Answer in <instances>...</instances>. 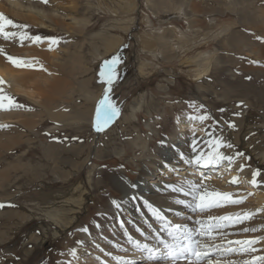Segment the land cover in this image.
<instances>
[{
	"label": "rangeland",
	"instance_id": "1",
	"mask_svg": "<svg viewBox=\"0 0 264 264\" xmlns=\"http://www.w3.org/2000/svg\"><path fill=\"white\" fill-rule=\"evenodd\" d=\"M77 1L86 24L63 19L69 29L52 23L47 30L15 19L27 36L57 39L43 50L59 55L58 63L46 60L41 70L54 71L67 86L61 81L55 94L43 87L49 95H41V104L4 92L21 105L12 109L24 123L0 125V172H8L0 177V264H76L70 250L107 215L100 204L119 195L106 185L108 174L136 178L178 114L207 116L205 127L221 131L246 156L245 164L260 171L258 181L264 179V0ZM184 2L197 12L179 14ZM116 55L109 96L119 115L93 141L97 131L87 114L95 102L88 96L106 90L99 74ZM209 58L212 69L196 82L195 69ZM168 73L174 83L167 82ZM163 83L167 91L159 90ZM136 102L142 106L137 111ZM58 110L72 117L53 118ZM74 116L81 119L68 121ZM148 120L158 121L157 131ZM237 127L241 133L257 129L252 136L261 148L251 153L250 145L232 139L230 129ZM144 141L149 147L142 150Z\"/></svg>",
	"mask_w": 264,
	"mask_h": 264
},
{
	"label": "bare ground",
	"instance_id": "2",
	"mask_svg": "<svg viewBox=\"0 0 264 264\" xmlns=\"http://www.w3.org/2000/svg\"><path fill=\"white\" fill-rule=\"evenodd\" d=\"M179 5H181L178 9L179 14L182 13L185 16H189L193 12H197L194 8V10H190L185 2ZM77 13V0H47V2L45 0L0 1V14L12 20L15 25L20 26L15 28L7 27L6 31L20 34H25L28 28L23 27L24 25L19 24L15 19L32 23L34 27L38 26L47 30L52 28V23L55 25H65L66 27L64 28L69 29L70 27L65 24L63 19H68L71 22H80V25L86 24V20L78 18ZM262 16L264 18V10ZM261 29L264 33V27H261ZM44 40L45 42H41V45H39L40 42H33L30 39H24L21 42L19 36L6 39L0 35V49H3L6 54H0V78L4 81V83L0 84V88H3L4 92H10L15 96L27 98L37 104H41L42 94L48 96L53 89L55 94V90L59 88L62 80L56 77L54 71L45 73L41 68L43 62L46 60L50 64H53V66H56L54 62L58 63L59 55L55 52H51L50 54L45 52L43 49L49 46L51 41L48 39ZM179 47H181L180 44L174 45L171 48L174 51ZM161 48L163 49L164 47ZM166 48L169 49L170 47ZM251 48H247V51L261 56V52L258 53L259 51L256 52ZM7 56L23 58L34 66L17 67L8 61ZM166 58L172 59V57L168 56ZM212 62L209 58L195 69L194 76L196 82L200 80L204 81L206 75H208L213 67ZM31 68L33 70L30 75L28 71ZM170 73L167 74L169 75L167 82L174 83V76ZM87 83L84 80L81 81L80 85L82 87L87 85ZM62 84L64 88L67 86L65 79L62 81ZM198 85V89H200L202 83H198ZM33 86L35 90L39 91L38 96L34 94L35 90ZM168 86L163 83L158 88L159 90L167 91ZM43 87L50 88L48 90V93H50L44 94L46 90L44 91ZM56 91H59V89ZM103 93L104 89H101L97 95L96 93H90L88 96L95 102L94 109L91 111L90 107H88L90 110L89 114H87V117L90 115L89 122L93 126L96 123V110ZM46 101L48 100L46 99ZM136 105L134 107L136 111L141 109V102H136ZM51 113L55 119L65 120L68 117H72L62 110ZM134 114L137 117V113ZM198 116V114L193 113L178 114L172 122L166 124L164 130L161 131L162 136L156 150L149 152L145 157L143 167L136 178H133L124 171L108 174L109 177H106V185L117 190L119 195L100 204V210L107 215L103 216L100 220V225L97 224L96 226L93 223L94 228L91 229L92 231L88 233L83 231L84 233L81 234V238H79L81 243H77L79 244L78 247L75 246L77 248V250L75 249L76 264H125V262L127 264H136L138 262V264H170V261L164 258L161 263L158 261L162 257L159 252L154 255L155 258L157 257L156 260H149L148 254L142 248H137L133 243L135 240L141 244H148L153 248L162 247L157 240L156 233L164 234L163 222L153 215L148 205L159 209L173 223L183 224L192 229V235L195 239L203 243L218 245V250L216 248L213 249L212 259L219 260L221 264H244L245 261L252 259L253 256H264V179H260L257 185L251 184L250 181L255 172L253 167L245 164L246 156L238 154L235 146L232 144V147H227L230 144L228 138L217 128L211 129L205 127L204 122L194 119ZM190 117L193 119H190ZM79 118L81 119V117L77 118V116H74L72 120L68 121L80 120ZM18 121H24L23 114H16L12 108L0 110V125ZM242 122L239 123L240 126L244 125ZM157 123L158 121L152 122V120H148L147 127H151L152 131L155 132L157 131ZM256 130L253 127H249L241 133V129H238V127L235 129L231 128V138L241 141L244 146L250 145V152L253 153L262 146L260 145L261 142L259 143V140L252 136ZM103 134V131H97L95 140L93 141H98L99 136ZM249 136L251 138L248 139ZM221 137L225 146L221 147L219 151L225 156L232 157L231 161L225 160L214 167L195 168L181 160V153L185 157H190L193 154L191 149L193 139L196 140L198 149L208 151L210 150L209 143L213 139ZM148 147L149 145L144 141L142 150ZM261 160L264 161V156ZM171 168H176L179 171L173 172L170 170ZM7 175V171L0 172V177L5 178ZM184 180H192L196 183L203 182L209 189L222 193H232L233 199L242 200L243 202L238 204L226 203L221 207L211 208L202 213L192 212L187 207L175 203L178 199H190V197H185L167 187V185L178 184ZM113 201H117L120 206L117 207ZM177 213L180 215H177ZM248 214H250L249 218L245 219L244 217ZM220 216H231L233 220L239 216L242 222L231 223L225 228L216 229L213 233L215 236L214 240L199 235L200 229L197 221H203L205 224H214L218 222L209 220L208 218ZM244 229H249V231H244ZM166 239L170 240V238ZM253 239L259 241L253 245L257 250L256 252L245 253L238 250L229 253L225 251L229 247L240 248L239 245H235L234 243L229 244V241L235 242L237 240ZM179 262L185 263L184 261Z\"/></svg>",
	"mask_w": 264,
	"mask_h": 264
},
{
	"label": "snow or ice",
	"instance_id": "3",
	"mask_svg": "<svg viewBox=\"0 0 264 264\" xmlns=\"http://www.w3.org/2000/svg\"><path fill=\"white\" fill-rule=\"evenodd\" d=\"M47 2V0H45ZM7 27H20L14 24V22L6 18L3 14H0V35L4 36L6 39L15 38L19 36L21 42L24 39H30L33 42H42L44 39L51 41V44H56V38H44L41 36H27L25 34H20L17 32L6 31ZM26 27V26H23ZM51 50V49H50ZM0 54H5L3 49H0ZM6 55V54H5ZM8 61L14 64L17 67H33L34 65L30 62L25 61L20 57L7 56ZM120 62L119 55L113 56L111 60H106L104 66L100 71V78L102 82H105L108 87L103 93L102 98L99 101V106L96 110V131L102 132L104 129L119 115V108H117L110 99L109 92L111 91V86L116 78V68ZM4 83L2 78H0V84ZM21 105H18L15 102V99L4 93L3 88H0V110H9L11 108H18ZM190 119H193L190 117ZM194 119H198L203 122L205 119H208L207 116H198ZM234 126V125H233ZM223 138L213 139L209 143L210 150L205 151L198 149L197 142L193 139L191 149L192 155L190 157H185L184 154H180L181 160L188 164L189 166L195 168H208L214 167L221 164V162L227 160L231 161L232 157L225 156L222 152L219 151L221 147H224ZM227 147H232L231 144H228ZM173 172H178L176 168L170 169ZM260 176V171L257 170L253 173V178L250 181L251 184H258V177ZM207 179V177H205ZM235 182V181H234ZM172 191L182 194L185 197H190V199H178L175 203L187 207L192 212H206L207 210L215 207H221L226 203L238 204L242 203V200L233 199L232 193H222L217 190L209 189L203 182L196 183L192 180H184L178 184L167 185ZM113 203L119 207L117 201ZM147 204V202H145ZM0 207L4 205L0 204ZM151 208L152 213L156 216L157 219L163 222V230L167 233L169 239H164L157 234V240L162 246L161 248H153L148 244H141L139 241H133L137 248H142L151 259L156 253H160L162 258H166L170 261V264H178L179 261H184L185 264H221L219 260L212 259L213 249H219L218 245L203 243L200 240H197L192 235V229L188 228L183 224H175L172 221L168 220L163 213L157 209L148 205ZM177 215H180L177 213ZM249 215H246L244 218H249ZM209 220L217 221L218 223L214 224H205L203 221H197L199 224V235L207 237L210 240H214L215 236L213 233L216 229L227 227L231 223L242 222L239 216L237 219L233 220L231 216H220V217H209ZM227 222V223H224ZM82 231H87V229H82ZM244 231H249V229H244ZM258 240H237L235 242L229 241V244L239 245L240 248L229 247L225 249L226 252H256L257 250L253 247ZM71 255H76V250H70ZM127 264V262H125ZM244 264H264V256H253L252 259L247 260Z\"/></svg>",
	"mask_w": 264,
	"mask_h": 264
}]
</instances>
